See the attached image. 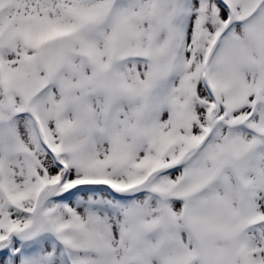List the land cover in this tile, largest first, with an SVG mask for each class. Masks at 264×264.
<instances>
[{
  "label": "snow or ice",
  "instance_id": "1",
  "mask_svg": "<svg viewBox=\"0 0 264 264\" xmlns=\"http://www.w3.org/2000/svg\"><path fill=\"white\" fill-rule=\"evenodd\" d=\"M0 264H264V0H0Z\"/></svg>",
  "mask_w": 264,
  "mask_h": 264
}]
</instances>
